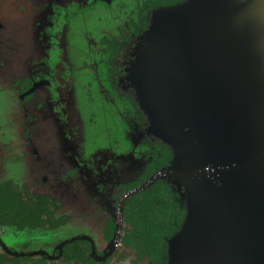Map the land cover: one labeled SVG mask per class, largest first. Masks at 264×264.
Listing matches in <instances>:
<instances>
[{
  "label": "flooded vegetation",
  "instance_id": "obj_1",
  "mask_svg": "<svg viewBox=\"0 0 264 264\" xmlns=\"http://www.w3.org/2000/svg\"><path fill=\"white\" fill-rule=\"evenodd\" d=\"M97 1L106 6L104 11L113 9V15L109 17L119 22H115L114 30H103L97 38L92 32L95 28L87 25L86 19L82 20L80 24L85 41H88L87 55L90 58L84 59L78 69L87 67L97 73L99 96L114 109L109 122H104L107 135L118 137L115 146L111 141L108 145H92V150L86 151L88 127L92 120L84 118L80 109H73V92L71 98L69 94L74 80H78L67 65L71 61L75 65L82 51V47L69 42L78 24L76 19L81 14L86 17L85 10ZM181 1L184 0H46L35 6L40 17L36 25H41L35 35L40 51L31 54L29 70L11 79L8 89H14L16 113L22 117L19 132L24 140L22 146H32L29 156L38 158L39 149L33 133L39 131L44 120L39 116L40 108L48 105L55 123L44 128L43 132H49L50 139L56 141L67 161L62 165L65 167L62 180L55 178L52 171L35 178L29 169L30 181L18 184L12 178L0 179L1 183H13L34 199L36 196L48 197L51 209L47 214L52 218L49 221L47 216L43 224L36 226L18 228L6 224L0 225V229L14 233H48L70 225L76 234L49 242L40 249H32L27 243L17 250L8 246L0 233V264H24L22 262L30 260L37 264H78L75 257L69 261L61 260L66 244L75 242L87 243L86 256L88 260L94 259L92 264H112L115 259L121 262L124 259L125 264H158L166 258L163 256L157 260L149 251L138 250L137 244L127 245L124 241L127 235H132V230L140 232L142 224L138 221L143 209L152 212L153 221H156V214L162 215L165 208H160L159 212L160 195L146 191L152 190L158 181H167L163 177L150 180L168 164L163 162L169 161L167 151L147 132L146 116L135 106L137 100L128 79V68L135 59V44L147 29L153 12ZM119 7L123 14H120ZM101 20L92 19L90 22L97 26ZM3 59L1 55V63ZM42 90L44 99L39 95ZM9 110L6 113H12ZM45 135L48 138V134ZM42 185L52 187L56 196L47 190L37 191V186L41 189ZM161 187H165L164 184ZM72 188L74 191L70 192Z\"/></svg>",
  "mask_w": 264,
  "mask_h": 264
},
{
  "label": "water",
  "instance_id": "obj_2",
  "mask_svg": "<svg viewBox=\"0 0 264 264\" xmlns=\"http://www.w3.org/2000/svg\"><path fill=\"white\" fill-rule=\"evenodd\" d=\"M163 23L168 34L163 49L175 52L179 64L175 94L184 88L192 100L190 110L185 108L189 119L178 120L181 138L161 135L140 94L135 96L148 133L174 150L170 165L150 181L165 177L182 187L187 199L186 218L169 241L168 264H179V250L182 256L190 255V263L200 264L195 245L202 241L201 226H193L201 212L196 208L201 199L195 197L201 182L220 185L225 222L230 225L231 217L233 232L236 229L248 245L244 264H264V0H184L160 7L142 40ZM153 59L147 50L140 64ZM191 121L199 124L194 128ZM199 147L204 152L198 157L205 162L195 164ZM188 153L192 165L184 167ZM209 230L215 232V227L211 225L204 238L215 245Z\"/></svg>",
  "mask_w": 264,
  "mask_h": 264
},
{
  "label": "rangeland",
  "instance_id": "obj_3",
  "mask_svg": "<svg viewBox=\"0 0 264 264\" xmlns=\"http://www.w3.org/2000/svg\"><path fill=\"white\" fill-rule=\"evenodd\" d=\"M44 1L46 0H0V56H4L2 63L0 62V179L12 178L18 184L21 181H30L28 169L30 173L36 175L35 178H38L37 175L42 177L44 173L52 171L55 178L62 180V171L65 169L62 165H64V161H67V157L61 152V148L56 145V141L50 139L49 132H43L44 128L55 123V118L52 116L50 109L47 108L48 105L40 108L41 114L39 116L43 117L44 120L41 123L42 126L39 125L38 127L39 131L33 133L39 149L38 158L29 156L28 153L32 146H22L21 141L24 142V140L19 136L22 124L20 118L22 117L16 113L17 105L15 101L17 100L12 95L14 89H8V85L12 82L11 79L29 70L28 61L32 59L31 54L40 51L35 35L41 25H36L40 17L35 12V6L42 5ZM105 8L106 6L101 5L99 1H97V4L92 3L85 10L88 15L85 17L80 13L81 15L76 21L80 24L83 19H86V24L95 28V30L92 29V32L98 38V35L103 34V30L107 32L109 29L114 30V27L117 26L115 23L117 20L109 17L113 15V9L104 11ZM119 12L123 14L120 7ZM99 18L102 19V23L97 26L90 22L92 19L97 21ZM78 24L73 29L69 42L82 47V51L75 65L71 64L72 61L67 65V68L73 71V76L78 80H74L69 96L71 98L73 92V109H80L84 118L92 120L88 127L90 140L87 137V143L85 144V150L90 151L93 148L92 145L95 144L108 145L113 141L112 145L115 146L118 136L115 138L113 135H107L108 131L104 122H109L114 109L113 107L109 108L110 106L102 101L99 96V87L95 79L97 73L87 67L82 70L78 69L84 59L90 58V55H87L88 41H85L82 24ZM142 35L135 44L137 55L129 70L130 86L132 85L131 88L134 94H140L143 103L150 110L149 113L155 126L159 128L158 131L163 132L161 135L179 140L181 136L178 131V120L186 116L187 120L189 119L185 108L187 107L190 110V101L192 100L184 92V88L179 95L175 94L178 86H180V81H178L180 79L178 75L179 64L177 57H175L176 53L168 51L166 47L163 49L168 40V34L164 31V23L161 24L157 32L148 35L144 41ZM147 50L152 53L154 59L152 62L146 61L140 64ZM184 78L185 76H181L182 80ZM188 82L192 84L191 80ZM42 92L44 90L39 92V95L44 99L45 94ZM5 107L8 108V111L11 109L12 113H6ZM109 110L110 113H108ZM190 123L195 128L199 121L196 123L191 121ZM45 134H48V138ZM202 148L199 147L195 150L198 153L197 158L194 159L195 164L205 162L204 158L198 157L199 154L204 152ZM190 153H188L187 159L183 161L184 167L192 165ZM3 158L5 161H2ZM45 188L43 185L41 189L37 186V191L44 192L47 190L53 196H56V191L52 187L49 188L48 185H45ZM69 191L72 192L74 189H69ZM220 193V185L210 182L199 183V189L195 190V197L201 199L196 206L197 209H201L200 217L193 226L195 230L201 226L199 229L202 241L200 244L195 245L197 261L200 260V264H244L243 258L248 254V245L245 238L236 229L233 232L232 218L229 217L230 225L225 222L226 218L219 201ZM211 225L215 227V232L209 230L215 236V245L211 243L213 242L211 239L204 238V232L208 228L211 229ZM72 228L69 225L48 233L41 231L14 233L10 230L3 232L4 229H0V233L4 242L17 250L27 243L30 244L32 249H40L45 245H49V242L73 236L76 233ZM228 228L233 232V236L228 233ZM191 232V234L194 233ZM230 240L232 242L227 244L226 242ZM191 247L193 248V246ZM185 254V256H182L181 250H179V264H192L189 262L190 255L186 252ZM123 261L124 259H122V262L115 259L112 264H125ZM22 263L37 264L34 260Z\"/></svg>",
  "mask_w": 264,
  "mask_h": 264
},
{
  "label": "trees",
  "instance_id": "obj_4",
  "mask_svg": "<svg viewBox=\"0 0 264 264\" xmlns=\"http://www.w3.org/2000/svg\"><path fill=\"white\" fill-rule=\"evenodd\" d=\"M135 106L137 108L139 107L138 102H136ZM141 112L143 116H145L142 110ZM154 138L157 140L158 146L167 151V158H169V161L166 160L163 162L164 164H168L158 170L161 171L170 165L174 157V150L168 144L156 137ZM163 179L167 181H158L152 190L146 191H155L160 195V197H158L159 212H161L160 208H165L162 215L160 213L156 214V221H153V215L151 216L152 212L143 209L144 213L138 221L142 224L140 232L138 230L134 231V229L131 231L132 235H127L124 240L127 245L131 243L137 244L136 248L138 250L142 249L143 252L149 251L157 260H161L162 257L165 256L166 258L161 260L158 264H168L169 241L179 232L187 214V199L183 195L184 189L165 177H163ZM162 184H164L165 187H161ZM50 206L51 202L48 201V197L36 196L34 199V197H30L25 191H22L11 182H0V225L14 224L18 226V228L26 225L36 226L43 224L47 216V219L51 221V216L47 214L51 209ZM171 219H173L172 222H170ZM87 249L88 246L86 242H82L81 244H78V242L68 243L63 249L61 260L69 261L75 257L78 260V264H92L94 259H87ZM43 260L44 258L42 261ZM13 263H15V261H13ZM5 264H7V262H5Z\"/></svg>",
  "mask_w": 264,
  "mask_h": 264
}]
</instances>
